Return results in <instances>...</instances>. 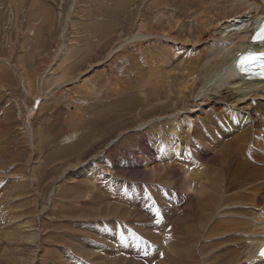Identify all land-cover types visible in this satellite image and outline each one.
Returning a JSON list of instances; mask_svg holds the SVG:
<instances>
[{
    "label": "bare ground",
    "instance_id": "obj_1",
    "mask_svg": "<svg viewBox=\"0 0 264 264\" xmlns=\"http://www.w3.org/2000/svg\"><path fill=\"white\" fill-rule=\"evenodd\" d=\"M118 1L119 3L123 2V0ZM178 1H147L146 3H149L147 8L141 9L139 13L140 22L133 30L132 40L127 37L124 42L112 47L111 51L105 56L103 55L99 64L86 65V71L80 69L75 73L73 70L77 64L79 68L84 66V62L86 63L90 57L86 59V56L89 55L84 53L83 57L75 58L76 54L78 57L81 44L72 42L71 39L68 44H61V48L58 47L60 49L55 58H52L51 64L38 68L36 71L37 81L34 84L29 73L25 71L24 64H21L20 60L16 61V49L12 52V56L6 57L7 60L0 59V65H5L9 69L8 71L11 70L19 77L24 92L30 90L34 94V102H30L28 105L26 102L24 103L22 127L18 128L25 139H27V135L31 134V119L35 114L38 115L43 111L46 102L51 101L56 105L62 99L67 98L71 104L73 103V111L69 105L68 111L65 113L68 115L67 122H70L73 127L78 122L85 120V111H87L90 101L103 98L108 102V99L114 98L117 94L120 96L119 99L115 97V100L107 103L104 112H102L104 116L107 115L102 120L103 124L109 122L114 125L113 120L118 117L121 121L114 127L115 130L118 128L120 131L114 137L115 142L113 141L114 144L109 146L110 148H106L102 155H100L101 153L97 154L91 161L84 163L82 157L86 153L85 150L72 152V148L80 144H82L80 149H83L86 144H90L92 148L93 144L107 137V133L98 135L91 131L87 135L91 140L72 144L73 146L65 147L66 149L63 151L59 149L61 152H57L60 155L57 158L59 161L66 158L64 163L61 162L63 164L62 178L60 183L58 182V187H62L63 184L64 189H62L63 192L58 190L57 200L55 199V203L52 204L55 208L58 207L59 202L62 203L63 206L60 204L62 211L69 215L66 220H58V225L62 223L66 228L75 226L76 229L88 233V235H83L86 237L82 238L81 246H78L80 256L77 258L70 252H65L66 250L59 251L57 264H87V261L91 262V260L96 262L95 264H264L259 258V252L264 245V206H262L264 203V81L245 79V74L235 64V58L240 52L260 50L257 44L249 41V36L250 32L260 27L264 21V0H186V5H182L181 8L176 5ZM34 2H31L32 7L35 5ZM76 4H78L77 0L70 11L71 14L79 12ZM244 4L247 6L240 10ZM38 6L37 11L43 13L45 11L43 6L41 4ZM188 11H190L189 21L191 23L187 25L186 22V26L189 27L182 28V22L185 27L183 16ZM247 12L251 17L256 13L255 18L252 17L254 22L246 19ZM88 13L90 12L88 11ZM82 17L86 20L88 16L83 14ZM69 20L68 22H70ZM89 24L91 25V22ZM94 25L90 27L92 28ZM104 25L100 22L99 29ZM64 29L63 36L65 37L68 26L66 25ZM110 29L106 30L104 38L115 32V29L109 32ZM95 30L98 31V28ZM96 31H89L88 34L91 35L89 40H93L98 35L95 34ZM99 34L101 40L102 32ZM25 36L27 37V34L24 33V38ZM88 44L90 45V43ZM131 56L134 59L130 58ZM127 57L130 58L127 60L128 65L124 62ZM137 57L141 69L145 70L147 74V77H141V80L145 82L138 88V92L144 96L140 104L142 109H148L140 113L139 123L136 125L140 127L135 132L138 138L134 140L133 147L136 149H129L130 147H123V140L127 137V134H123V131L126 130L123 129V95L133 88L135 72L131 60L134 61L135 66ZM91 58L93 59V57ZM77 60L79 61L77 62ZM58 69L60 70L56 72ZM69 84H74L73 90L67 86ZM228 88L236 89L237 94L228 93ZM174 91L179 92L181 99L175 101L176 111L170 112L172 114L167 113V116L163 118L162 114L170 107L165 102L173 101ZM249 92H253L255 97L260 98V100L250 98L248 106L251 107V110L240 106L235 107V104L247 99L246 96ZM47 97H50L49 100L43 101ZM120 103H122L121 108L118 110L117 106ZM137 105L138 103L133 104L131 110ZM97 112L100 111L90 112V114L93 115ZM60 113L62 114L61 111ZM96 122L89 124L88 130L101 124H96ZM1 126L0 168L4 167V163L9 162L7 160L9 156L6 154L10 151L11 140L8 131H4ZM78 126L73 129V131L75 130L74 134H77L83 127L82 125L80 128ZM77 128L79 129L77 130ZM71 136L73 137L72 134H69L66 138ZM87 136L83 138L84 141L87 140ZM166 147H168V151ZM113 149L116 151L113 152ZM36 151L37 149L34 151L35 154L38 152ZM75 152L78 154L72 159ZM227 155L230 158V163L227 169H222L218 163ZM155 162L157 164L154 165ZM225 163H227L226 160ZM59 166L61 165L59 164ZM219 169L225 178H217ZM20 171L22 170L20 169ZM5 174L0 177V182L3 178L13 179L16 182V185L12 181L5 184L6 187L9 186L5 187L8 191L14 188V185L16 189L18 187L27 189L29 186L27 182L21 181L23 180L22 174L19 177L15 173L14 175H11L12 173ZM147 175L150 178L144 180ZM35 176L38 177V175ZM216 180H225L221 188L216 184ZM29 183L31 182L29 181ZM189 189L199 194L197 201H195L196 196L186 193ZM8 191L6 193L4 191L3 198L7 197ZM27 191L26 193H28ZM153 194L161 202L163 220L141 223L151 216L154 209L152 205L157 206ZM217 194H221V197L213 199ZM24 196L22 197L25 198ZM71 196L73 197L72 201L69 200ZM27 197L26 202H33V211L31 212L36 211L37 217L29 216L21 220L20 218L25 217L26 211L12 212V216L10 214V219H8L16 218L18 220L14 226L15 233L7 232L8 234H5L13 244H19L16 249L19 253L16 254L17 257L24 258L26 256L30 261L33 258V260L36 259L35 254V257L33 254H24L20 249V243L26 245L25 253L31 248L32 250L36 249L37 230L40 228H38L39 218L48 207V201L44 206H40L41 199L39 197L35 196L33 201L31 196ZM42 198L44 202L46 199ZM23 200L25 201V199ZM169 201L174 206H171ZM12 202L14 203V201ZM130 207H135V209L132 210ZM145 208L149 212L146 213ZM119 214L125 217L114 220L113 233L108 234L110 232L105 231L104 220L107 218L110 220L114 216L118 217ZM220 217H222V221L216 224ZM94 218H99V225H97L99 231L94 228L96 222H93V226L91 225ZM84 220L86 222H82ZM121 222L127 224L121 226ZM168 224L173 226L170 231L166 229ZM207 226L208 228L205 230ZM68 229L65 230L69 231ZM94 231L95 233L100 232L101 237H110L111 240L112 237L115 238L113 243L109 244L111 251H109L110 248H101L96 243L99 236H89ZM60 232L57 233L60 234ZM77 232L79 233V230ZM177 232L182 235V240L173 236ZM127 233L128 237L126 238ZM2 237L0 238L4 241ZM61 237L54 241L51 240V243L58 240L60 243ZM139 237L149 238L145 241ZM214 237L221 238L217 243L205 244L206 241ZM125 238L126 242L123 243ZM40 240L44 239L40 238ZM72 243L73 246L74 242ZM74 247H72L73 250L77 246ZM113 247L116 249L112 252ZM46 248L44 253H46ZM51 248L57 249L54 246ZM51 248H49L50 250L47 248L49 253ZM215 249L217 250L215 251ZM8 250L6 249L9 256L13 250L12 248L9 252ZM14 252L11 257L14 256ZM51 253L54 254V251ZM46 254L48 255V253ZM124 254L126 255L123 256ZM44 255L41 257V254L40 257L42 259L45 257L46 260L48 257L46 258ZM52 258L50 257V259ZM14 260L9 263L11 264L12 261L14 263ZM45 260L44 262H46ZM52 260L54 262V259ZM39 263L43 264V261Z\"/></svg>",
    "mask_w": 264,
    "mask_h": 264
},
{
    "label": "rangeland",
    "instance_id": "obj_2",
    "mask_svg": "<svg viewBox=\"0 0 264 264\" xmlns=\"http://www.w3.org/2000/svg\"><path fill=\"white\" fill-rule=\"evenodd\" d=\"M32 1H35L34 2L35 5H33V7L31 5ZM147 1H150V0H123V2H122L123 4H122V3H119L118 0H77L78 4H76V6H77L79 12H75V13L71 14L70 11H71L74 3H75V0H17V1L16 0H0V59L2 58V59L7 60V58L12 56V52L15 51V49H16V59L17 60L16 59L15 60L16 61L20 60L21 61L20 63L24 64V66H25L24 69H26L25 71H27V73H29V76L32 78L33 84H34V82L37 81L36 80V71L38 70V68L40 69L44 66H47V64H51V60L53 57L55 58V56L57 55L59 49L61 48V44H68L70 42V39H71L72 42L74 41V42L81 44V46L79 47L80 52L78 53V57H76L77 56V54H76L75 58L83 57L84 53L89 55V56H86V59L90 57L89 59L86 60L87 61L86 63L84 62V66H81V68H79V66L77 64V65H75L73 70H75L74 71L75 73H77L80 69L81 70L85 69V71H86V67H87L86 65H88V64H94L95 65L97 63L99 64L100 61H102V57H104L109 51H111L112 47H114L115 45H118L120 42H124V40L127 37L129 38V40H132L133 35H134L133 30L136 29L137 25L140 22L139 21V17H140L139 13H140L141 9L147 8V5L149 4V3H146ZM185 1L186 0H179L178 2H176V5H178L181 8L182 5H186ZM242 1H244V0H242ZM40 4L43 6V8L45 10L43 13H39L37 11L39 8L38 5H40ZM109 6H111V7H109ZM246 6H247V4H244L242 6V8H240V10H243V8ZM81 8H82V10H81ZM88 11L90 13H88ZM83 14H86V16H88V17H86V20L82 17ZM247 14H248V12H247ZM79 15H81V16L78 17ZM249 15L250 14H248L246 19L250 22H254L255 20L253 18H255L256 13L253 14V16H252L253 18L251 17V15L250 16ZM70 17H72L71 20L73 19V22H71V20H69ZM149 17H150V15H149ZM78 18H81V20L83 19L84 21L82 20L83 21L82 22ZM190 18H191L190 17V11H188L187 14H184V16H183V19L185 22V27H184V23L182 22L181 23L182 28L189 27V26H186V22H187V25H190V23H191L189 21ZM150 19H151V17H150ZM68 20L71 22V24H70V22H68ZM99 21L105 24L100 29H99V24H100ZM89 22H91V25H94V23H97L98 25L95 24L94 26H92V28H93L92 29L90 27L91 25L89 24ZM66 25L68 26V29H67V31L65 33V37H64L63 33L65 31L64 28L66 27ZM87 28H88V30H87ZM96 28H98V31L95 30ZM108 28L109 29L111 28L109 30V32L112 29H115V32L112 33V35L104 38V36L107 33L106 30ZM91 30L96 31L95 34L96 33L98 34L93 40L92 39L89 40L91 35H89L88 33ZM86 31H87V33H86ZM218 31H219V29H218ZM99 32H102L103 37H101V40H100ZM24 33L27 34V37L25 36V38H24ZM186 35H187V33H186ZM117 37L119 40L117 39ZM91 41H93V42H91ZM88 43H90V45ZM86 46H87V48H86ZM89 46L91 49L89 48ZM58 47H60V48H58ZM62 52H64V51H62ZM91 57H93V59ZM128 57L124 61V62H126V65H128L127 60L130 58H133L132 56L130 58H128ZM95 60H97V61L95 62ZM138 60L139 59L137 57L136 61H135V66H134V61L131 60V63H132L131 65L133 66L134 72H135V75L133 77V88L131 91H128L127 94L123 95V129H126L123 131V134H127V137H125V139L123 140V147H128V148L130 147L129 149H136L135 147H133L134 140H136L138 138L135 135V134H137L135 132L140 129V127H138L136 125L139 123L140 113L144 112L148 109V108L142 109V106L140 104L141 101L143 100L144 96H142L138 92V88L142 85V83L145 82V81L141 80V77H143V76L147 77V74H146L145 70L141 69L140 64L137 62ZM78 61L79 60H77V62ZM89 61H91V62H89ZM79 65H81V64H79ZM99 67L101 68V66H99ZM8 70L9 69H7V67H5V65H3V66L0 65V94H1L0 95V126L2 124L1 128H3L4 131L5 130L8 131L9 137L11 139L10 140V151L6 154V156H9V157H7V160L9 162L4 163V167L0 168L1 169L0 170V177L1 176L3 177L6 172L9 174L12 173L11 175H14V173L18 174V177L22 174L21 178L23 180H21V181L27 182L29 186L27 187V189H28V191H27V189H23V188H19V187L16 189V186H15L16 182L13 181V179L11 180V179L3 178L2 182H0V191H1L0 193L3 192L2 194H0V237L3 236L2 239L4 240V241H2L0 238V244H1L0 245V263L2 262V264H10L9 262L11 260L15 259L14 263H12L13 262L12 261L11 264H17V263H20V264H23V263L24 264H26V263L27 264H33V263L38 264L39 262H42V261H43V264H54L55 262H56L55 264H57L59 261L58 257H57L59 254L58 252L59 251H65V250H66L65 252L68 251L71 254H73L75 257L78 258L80 256V254L78 252H79V247L81 246L82 238L86 237L83 235H88V233H86V231L76 229L75 226H73L75 228H73V227H67L66 228L65 226H63L62 223L58 225V220L59 221L66 220L69 218V215L62 211V207L60 205L62 203L59 202L57 205L58 207H55V208H54V204H52V203H55L54 202L55 199L57 200L58 192L59 191L63 192L62 189H64L63 184H62V187H58V184L60 183L59 181L62 178L61 172L63 170V167H62L63 164L61 162L64 163L66 158L63 160L60 159V161H59V159H57V158L60 155L57 152H61V150L63 151L66 148L71 147L72 144H75L78 142H86L88 140H91V139H88L87 135H89V133L92 131L98 135H100V133H102V134L107 133V137L103 138L102 141H98L95 144H93L92 148L90 147V144H86L83 147V149H80V148H82V144H80L79 146L77 145L74 148H72L73 151L71 149L70 150L72 152H74L75 150H79V151L85 150L86 153L82 157V161H84V163L91 161L93 158H95V156L97 154L101 153L100 155H102L103 151L106 148H108L109 146H112L114 144V142H115L114 137L116 136L117 132L120 131V129H118V128L115 130L114 127L118 122H121L119 119L120 117H118V118L113 120L114 125H111L109 122L103 124L102 120H104L107 115L104 116V114H102V112H104V109L106 108L107 103H110V101L115 100V97L117 99H119L120 96H118V94H117L114 98L108 99L109 100L108 102H106V100L103 98H98L95 101H93V100L90 101V104H88L87 111H85V120L78 122L73 127H72V125H70V122H67V120H66L68 115H65V113H67V111H68L69 105L71 107V110L73 111V109H74L73 103L71 104L67 98L62 99V101L58 102V104L56 103V105L54 102H51V101H49L50 103L46 102L45 103L46 107L43 109V111L38 115L35 114L34 117L31 119V132H30L31 134L27 135V139H25L23 137V135L21 134V132H19V129H21V127H22L21 124L23 122V120H22L23 110L22 109H23L25 102H26V105L30 104V102H34V99H33L34 94L30 90L28 92H24L25 90L22 88V84L20 83L21 80L19 79V77H17L16 74H14L11 70L10 71H8ZM59 70L60 69L56 70V72H58ZM76 70H78V71H76ZM160 74L164 75V73H162V72H160ZM73 85L74 84H69L67 86L71 90H73ZM206 85H208V83H206ZM149 88H151V87L149 86ZM231 89H232V91H231ZM161 90H163V89H161ZM228 90H229L228 93L233 92L234 94H237V92H238L236 89H233V88H228ZM29 93H32V94H29ZM173 93H174L173 101L172 102L171 101L165 102L168 105H170V107H168L166 109L165 113L162 114L163 118L167 116V113L172 114L170 112L176 111L175 110V101L181 99V96L179 95L178 91H174ZM253 94H254L253 92H249L246 96L247 99L246 100L244 99L240 103L235 104V107H238V106L245 107L247 110L250 111L251 107L248 106V102L251 100L250 98H253L254 100L255 99L260 100L259 97H255ZM47 98L43 99V101L44 100L48 101L50 97H47ZM63 102L65 103L64 105H63ZM137 103H138V105L134 109L131 110V106L133 104H137ZM121 104L122 103L118 104V106H117L118 110L121 108ZM66 105H67V107H66ZM232 105H234V103H232ZM126 107H127V111H126ZM93 110L94 111L99 110L100 112L94 113L95 115L94 114L91 115L90 112H94ZM24 111H26L25 108H24ZM60 111L62 112V114L60 113ZM5 112H7V113L5 114ZM114 112H117V110H114ZM83 115H84V113H83ZM39 121H41L40 124H39ZM94 122H96V124H100V123L101 124L96 125V128H93V129L89 128L90 130H88L89 124H93ZM163 122H165V121H163ZM68 125L71 128H69ZM77 126L79 128L82 127V129L79 132H77V134H74L75 130L73 131V129H76ZM79 128H77V130ZM69 134H72L73 137L71 136L70 138H66L67 135H69ZM86 136H87V138H86L87 140L84 141L83 138ZM37 138L40 140V142L42 144H39L40 142H38L39 140ZM43 142H44V144H43ZM41 147H42V151H41ZM163 147H164V145H163ZM88 148H89V150H88ZM166 148L168 151L169 150L168 147H166ZM36 149L39 152L38 153L36 151L38 154L37 153L35 154V152H34ZM59 149H61V150L59 151ZM32 151H33V154H32ZM114 151H116V149H113V152ZM28 154H29V156H28ZM76 154H78V153L75 152L72 155V159L75 158ZM37 159H38V161H37ZM225 160L227 161V163H225ZM12 163H14V164H12ZM36 163H38V164H36ZM229 163H230V158L227 155L218 164L220 165V168L227 169ZM18 164H20V165H18ZM30 164H32V165L30 166ZM59 164L61 166H59ZM153 164L155 165V164H157V162H155ZM31 167H32V169H30ZM20 169L22 171H20ZM28 169H29V171H28ZM8 171H10V172H8ZM220 172H221V169L218 170L217 178H225L223 176V174ZM31 173H32V175H31ZM23 174H25L26 176ZM35 175H38V177ZM149 178L150 177L147 175L144 177V180H148ZM10 181H12L13 184L15 182V185H14V188H11L8 191V190H6V188H8L9 186L6 187L5 184L10 183ZM29 181L31 183H29ZM35 182H37V183H35ZM216 182H217L216 184L218 185V187L221 188L223 186L225 180H216ZM30 184H31V186H30ZM34 184H38V185L35 186ZM147 185H149V184H147ZM33 187H35V188H33ZM4 188H5V190H4ZM4 191H5V193H6V191H8V194L6 197L7 199L3 198L4 194H5ZM17 191H19V192H17ZM26 191L28 193H26ZM186 193L189 195L196 196L195 201H197V199L199 198V194H197L192 189H189V191ZM54 194H56V195H54ZM22 196H24L25 198H23ZM26 196H28V197L31 196L32 201H33L35 196L39 197L41 199L39 201L40 206H44L45 202L48 201V207L46 208L48 210L45 209V212L39 218L40 222L38 224V228L40 227L39 228L40 231L37 230L38 237L36 238V241L38 242L37 243L38 245L35 244L36 249L32 250V248H31L30 251L26 250L27 252L25 253V249H27L26 245H24L23 243H20L21 244L20 249L23 250L24 254L29 253V255L33 254V256L35 254L36 257L35 256L34 257L36 259L35 260H33L34 258L31 259L32 262L34 261L33 263L31 262V260L28 261L29 258L27 259L26 256L24 258L22 256L20 258H19V256L17 257V255L19 253H17L16 249H17V246L19 244H17V243L13 244L11 239H9L7 237V235L5 234L7 232L9 234L15 233L14 226H16V224L18 223V220L16 218L9 220L10 214L12 216V212L16 213L20 210H21V212H22V210L26 211L27 213H25L26 214V215H24L25 217L20 218L21 220H24L26 217H29V216H31V218L37 217L36 211L31 212V211H33V202H26ZM42 197H44V200L46 199L44 202L42 200L43 199ZM71 197L69 198L70 201L73 200V197L72 198ZM217 197H221V194H217L216 197H213V199L217 198ZM16 198H17V200H16ZM153 198L157 201V206H154V204L152 205V207H154V209L151 212V216H150L151 218L149 217L147 220L141 221V223L142 222L153 223V221L161 222L163 220L162 219L163 213H162V210L160 207L161 202L155 194H153ZM23 199H25V201ZM9 200H11V201H9ZM51 200H52V202H51ZM6 201L7 202L9 201L8 202L9 206H8V203ZM12 201H14V203ZM11 202L13 205L11 204ZM260 202H262V201H260ZM15 205H16V207H14ZM37 205H38V203H37ZM52 205H53V208H52ZM170 205L174 206L171 202H170ZM2 206H4V207H2ZM62 206H63V204H62ZM262 206H264V203L262 204ZM49 207H50V209H49ZM130 209L133 210V209H135V207L134 208L130 207ZM130 209H127V210L129 211ZM157 209L159 210V213H160L159 215H157ZM145 210H147V208H145ZM8 212H9V214L7 215ZM47 212H49V213H47ZM56 212H58V213H56ZM60 212H62L63 215L60 214ZM147 212H149V210H147L146 213ZM57 215H59V216H57ZM123 217H125V216L119 214L118 217L114 216L110 220H108V218L105 219L104 220L105 231L110 232L108 234H112L113 233L112 224H113L114 220H116L118 218L123 219ZM11 218H13V217H11ZM221 218L222 217L217 219L216 224H218L222 221ZM4 219H6L7 221ZM55 220H57V221L54 224ZM85 220L87 222H89V220H87V219H85ZM85 220L82 222H86ZM43 221H45V222H43ZM76 222H78V220H76ZM93 222L94 223L96 222V224L94 225V228L97 229V225H99V218H97V219L94 218V221L92 220V224H91L92 226H93ZM126 222L125 223L121 222L120 223L121 226L126 225L128 223V222L127 223ZM42 223H44V224H42ZM45 223H46V225H45ZM48 223H50V224H48ZM56 224L58 225V228H57ZM43 225H45L47 228ZM50 225H52V226H50ZM54 225H55V227H54ZM208 226H210V225H208ZM208 226L205 228V230L208 228ZM50 227H52V228H50ZM60 227L61 228L63 227L64 230L63 229L61 230ZM172 228H173V226L171 224H168L166 226V229L168 231L172 230ZM65 229H68L69 231H67ZM49 230H50V232H49ZM59 230L62 232H60ZM70 230L73 232L75 230L74 233H75V235L76 234L77 235L75 236L74 233L71 232ZM78 230H79V233L77 232ZM63 231H65V233H63ZM96 231H99V230L97 229ZM57 232H60V234ZM66 232L67 233L70 232V233L67 234ZM39 233H41V234L39 235ZM55 233H56V235H54ZM71 233H73V234H71ZM46 235H48V236L46 237ZM49 235L50 236L52 235V236L50 237ZM80 235H82V236L80 237ZM94 235L99 236V237H97L98 240H96V243L98 245H100L101 248L107 247L109 249L110 248L109 244L113 243V241L115 240L114 237H112V240L110 237H101L100 232L95 233V231H94L93 233L89 234L90 237H93ZM179 235H180L179 232H177L173 236L176 237V239L182 240V235H180V236ZM54 236H56L58 238H55ZM65 236H67L68 238ZM89 236H87V237H89ZM17 237H19V236H17ZM60 237H61L60 243H59V240L51 243L55 239L56 240L60 239ZM125 237L126 238L128 237V233ZM40 238L44 239V240L41 241ZM126 238L123 239V243L126 242ZM139 238L146 241L147 238H149V237H139ZM220 238L221 237H214V238L206 241L205 244L208 245L210 243H217V241ZM63 239H65V240H63ZM62 240L64 241V244H63ZM68 240H71V241H68ZM77 240L79 241V243ZM46 241H49L50 243L46 242ZM42 242H46L47 244L42 243ZM72 242H74L73 246H72V244H73ZM76 242H77V244L75 245ZM149 243H151L150 240H149ZM39 244H41V245L45 244V245L41 246ZM48 244H50V245H48ZM9 246H11V247H9ZM46 246L48 249L53 247V246H54V248H57V249L53 250L51 248L52 250L49 253L48 251L50 249L47 251ZM48 246H50V247H48ZM69 246H72V247L77 246V247L76 248L74 247L75 249L73 250V248L69 247ZM151 246H152V243H151ZM11 248L13 251H15L14 256H12V257H11V255H13V251H12L11 255L9 254V256L7 255V251H6V249L11 250ZM45 248H46V253H48V255L46 253H44ZM68 248H70V249H68ZM1 249H3V250H1ZM115 249L116 248L113 247L112 252L115 251ZM9 250H8V252H9ZM56 250H57V252H56ZM76 250H78V251H76ZM216 250L217 249H215V251ZM52 251H54L55 255L53 253H51ZM109 251H111V248ZM170 253L172 254V251ZM1 254H2V256H1ZM41 254H42L41 257H43V255L45 254L46 258L47 257L48 258L46 260L44 259L45 257L42 259L40 257ZM49 254H53V255L51 256ZM125 255L126 254H124L123 256H125ZM49 256L51 258L54 256L52 258V259H54V262L52 259H50ZM17 258H19V259L16 260ZM121 259H123V258H121ZM44 260L46 262H44ZM49 260H51V261H49ZM56 260H58V261H56ZM142 261H144V259H142ZM95 263L96 262H94L93 260H91V262L87 261V264H95ZM39 264H42V263H39ZM153 264H156V263H153Z\"/></svg>",
    "mask_w": 264,
    "mask_h": 264
},
{
    "label": "snow or ice",
    "instance_id": "obj_3",
    "mask_svg": "<svg viewBox=\"0 0 264 264\" xmlns=\"http://www.w3.org/2000/svg\"><path fill=\"white\" fill-rule=\"evenodd\" d=\"M252 41L254 44L264 46V27L252 37ZM249 66L259 68V72L256 75L264 78V51H250L242 55L239 59V67L242 71H247ZM159 214V210L157 209V215ZM260 256L264 258V250L260 252Z\"/></svg>",
    "mask_w": 264,
    "mask_h": 264
}]
</instances>
